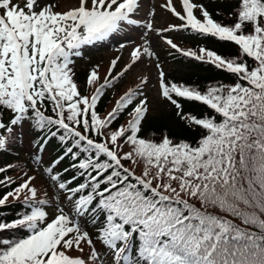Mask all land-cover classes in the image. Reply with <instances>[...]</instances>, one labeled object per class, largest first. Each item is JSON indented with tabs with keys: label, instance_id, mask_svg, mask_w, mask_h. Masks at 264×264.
<instances>
[{
	"label": "snow or ice",
	"instance_id": "1",
	"mask_svg": "<svg viewBox=\"0 0 264 264\" xmlns=\"http://www.w3.org/2000/svg\"><path fill=\"white\" fill-rule=\"evenodd\" d=\"M221 2L164 0L161 8L180 23L156 29L153 19L137 18L144 0H78L66 11H56L52 0H0V150L10 148L25 127L45 134L37 152L58 137L63 155L47 173L68 194L64 206L53 205L50 220L48 200L37 199L35 176L0 197L2 208L9 197L19 200L26 192L30 209L11 221L0 217V264H264V0H230L227 13L220 11ZM144 15L154 17L155 10ZM125 25L144 29L145 36L181 30L238 47L239 55L230 57L207 46L184 49L166 38L181 55L236 77L233 84L200 88L166 82L159 70L162 97L181 119L202 129L195 144L169 135L144 138L150 107L139 89L124 93L106 116L97 111L107 88L143 57L156 56L149 39L133 46L123 71L112 74L117 58L94 93L81 92L73 57L81 55L82 45L104 41ZM98 80L93 68L87 84ZM137 96L143 98L126 124L112 128ZM174 96L211 113H183ZM65 158L84 178L75 186L76 175L62 182L59 172L53 174ZM10 183L6 177L0 187ZM85 218L99 224L98 241L85 229Z\"/></svg>",
	"mask_w": 264,
	"mask_h": 264
},
{
	"label": "trees",
	"instance_id": "2",
	"mask_svg": "<svg viewBox=\"0 0 264 264\" xmlns=\"http://www.w3.org/2000/svg\"><path fill=\"white\" fill-rule=\"evenodd\" d=\"M215 6L216 5L213 4V7ZM231 6L232 4L230 3V0H222L219 5V9L220 11L227 13ZM181 44L191 49H196L198 46H207L217 50L219 54L230 57L239 55V49L233 43L217 41L214 39L206 40L204 38H198L196 35L193 37L191 35L190 39L183 38ZM171 50L173 51L175 61L177 63L183 64L184 67L174 69L169 72L166 82L195 84L200 88H206L216 84L229 85L236 82V77L233 74H229L224 70H220L211 64L185 57L173 49ZM104 61L105 59L103 57L95 55L93 57H89L88 59L82 58L80 60L78 59V61H74V70L76 73L75 79L82 93L91 95L95 92V89L99 87V83L101 82L100 79L94 85H88L87 78L90 71L93 68L97 69L103 64ZM128 82L129 81L127 80H122L120 82L117 79L109 88L105 90L104 95L101 97L97 105V111L102 117L106 116L107 113L110 112L116 105L117 100L122 96V93L125 90L124 85H126ZM139 98L140 96H137L133 101V105H130L127 110L119 114L117 120L113 122L112 128L126 124L130 118L128 113L132 110V107L137 103ZM174 98L176 97L174 96ZM176 99H178L179 103L182 105L183 113H190L192 115H196L197 117L206 116L211 113V110L208 109L207 106L199 102L187 101L183 98ZM177 111L178 110L176 109L175 105L164 98L163 103H160L159 107L155 111L150 109L146 119L143 121L141 135L144 138L153 139L156 141H159L163 135H169L177 142L187 141L189 143L195 144L202 134V129L190 125L185 119H181V117L176 114ZM22 131L23 135L19 137L10 148L7 150H0V168L6 169L5 172L0 173V180H3L7 177L13 181V183L0 187V197H2L5 192L12 191L30 175L37 177L39 180L44 181V183L45 181L50 180V176L46 175L47 168L56 158L63 155V146L61 145L58 137L48 138L44 149L41 151L43 154L42 162L38 163L35 158L37 156V148L35 145L38 142L44 141L45 134L38 129L32 130L27 127H25ZM124 150L127 151L129 149L127 146H125ZM71 163L72 161L70 158H65L59 164L55 165L53 174H55V172H59L62 182L71 181L72 177L76 175L78 177L77 180L72 181V186H75L84 178L79 177L78 172L70 167ZM124 163L126 167H130L135 170L137 175L140 174V170L135 165L131 164L130 162ZM8 165H12L13 167L8 168ZM65 169H68V171H64ZM131 179L134 180V178ZM46 185L49 186L47 183ZM39 193L40 192L37 194L38 200L45 197V194ZM26 194V192L21 193L19 200L9 197L7 205L0 208V217H3L7 221H11L14 217L20 216L26 211H29L30 209L24 204V195ZM209 211H215L217 214L227 215L223 213V210L219 209H209ZM228 218L233 219L237 224H241L239 218L232 217L230 215ZM87 219L90 225L87 230L91 233H97L99 224L94 226L91 222V219ZM241 226L246 227L242 224ZM25 232H13L11 234L24 235ZM5 235H9V233L6 232Z\"/></svg>",
	"mask_w": 264,
	"mask_h": 264
},
{
	"label": "rangeland",
	"instance_id": "3",
	"mask_svg": "<svg viewBox=\"0 0 264 264\" xmlns=\"http://www.w3.org/2000/svg\"><path fill=\"white\" fill-rule=\"evenodd\" d=\"M52 2L55 4L59 3V5L62 6V9H65L75 6L78 3V0H52ZM163 3L164 0H144V8L136 14L137 18L153 19L154 27H159L161 23H165V21H167L166 10L161 8ZM153 9L155 10V16L145 17V12ZM139 36H142V38L138 39ZM144 39L152 41L153 51L156 53V56L143 57L136 67V73H134L136 76L139 75L143 78L142 80L145 81L143 84L145 85V91H147L149 95V105L152 108L151 110L155 111L161 102L159 70L169 71L173 68V66L177 65L176 63L173 64L172 61L167 58H163L161 53H159L163 49L164 41L166 40L165 38H162L156 31H147V36H145L142 28L138 30V26H130V29L114 34L104 41L82 45L79 51L85 55L92 49L103 48L101 49L103 54H105V56L110 55L107 60H105L103 64L97 68V71L99 72V79L103 80L106 76L111 59L117 56L114 55L116 54L115 52L109 53L110 49L112 47H121L120 45L124 44L125 47L123 48L126 51L124 54L125 58L130 59V53L133 50V46L143 43ZM124 55H122V59L125 60ZM141 78H139L138 83L141 81Z\"/></svg>",
	"mask_w": 264,
	"mask_h": 264
}]
</instances>
